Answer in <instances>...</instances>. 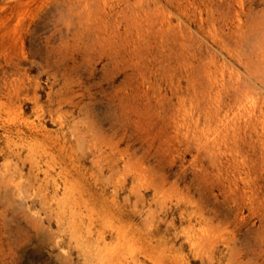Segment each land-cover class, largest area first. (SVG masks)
<instances>
[{
    "label": "rangeland",
    "instance_id": "obj_1",
    "mask_svg": "<svg viewBox=\"0 0 264 264\" xmlns=\"http://www.w3.org/2000/svg\"><path fill=\"white\" fill-rule=\"evenodd\" d=\"M0 264H264V0H0Z\"/></svg>",
    "mask_w": 264,
    "mask_h": 264
}]
</instances>
